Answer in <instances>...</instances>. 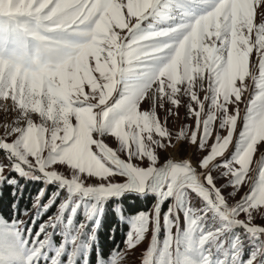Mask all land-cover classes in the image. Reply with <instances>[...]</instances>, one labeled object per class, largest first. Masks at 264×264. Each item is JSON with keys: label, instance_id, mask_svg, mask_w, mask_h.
I'll use <instances>...</instances> for the list:
<instances>
[{"label": "snow or ice", "instance_id": "6c2138e0", "mask_svg": "<svg viewBox=\"0 0 264 264\" xmlns=\"http://www.w3.org/2000/svg\"><path fill=\"white\" fill-rule=\"evenodd\" d=\"M197 88L207 93L203 100ZM181 93L196 130L175 139L205 154L194 153L195 163L161 162L158 150L175 145L157 109L178 106ZM0 102L14 114L0 124V151L16 160L12 168H39L102 195L142 193L163 177L162 193H194L202 201L198 217L244 229L264 255V226L253 224L254 212L264 215V0H0ZM217 121L226 134L216 132L209 150ZM145 158L146 167L133 163ZM6 167L0 164V180ZM218 176L229 199L247 191L230 204ZM191 223L201 228L196 218ZM219 232L202 234L201 245ZM202 259L210 264V253Z\"/></svg>", "mask_w": 264, "mask_h": 264}, {"label": "rangeland", "instance_id": "374dc122", "mask_svg": "<svg viewBox=\"0 0 264 264\" xmlns=\"http://www.w3.org/2000/svg\"><path fill=\"white\" fill-rule=\"evenodd\" d=\"M255 60L256 56L253 52L250 64ZM94 75L99 77V73H94ZM246 83L249 84V91H251L252 82L246 80ZM204 86L206 89L207 72H205ZM197 91L203 100L207 93L200 91L199 88ZM178 98L180 99L178 106L165 104V109H172L171 115L167 114L165 109H157V115L172 133L175 145L167 150L159 149V159L161 162L166 158L177 161L192 159L195 163L193 154L195 153L199 157L205 153L198 151L196 146L187 141L175 139L185 128L189 135L191 131L196 130L195 117L187 114L189 97L183 96L181 93L178 94ZM207 104L208 102L205 101V111H207ZM193 106L196 107L194 102ZM240 107L243 113L244 104H241ZM229 109L231 111L232 106H229ZM141 110H148V106L142 105ZM13 117L14 114H6L0 107V124L10 122ZM33 119L34 122L39 123V118L35 114ZM241 128L242 124L238 121L234 141ZM2 131L3 128L0 127V133ZM216 132L226 134L225 130L218 128V121L213 126V137L209 140V150L211 143L214 142ZM104 139L109 147L118 151L119 142L115 137L107 136ZM230 151H234L232 146H230ZM174 152L177 154L176 157L173 156ZM118 154L122 159H127L125 153L118 152ZM15 163L16 160L11 155L0 151V164L8 165L5 168L3 179L0 180V196L3 193L4 185L18 187L21 196L24 190L23 185L26 183V180L22 181V179L25 178L46 180L50 184L64 187V192L60 193L59 190H56L52 195L44 198V191L41 190L37 195L28 199L27 205L23 203L21 206H17L15 203L10 218L5 217L3 211L0 210V264H89V242L93 237L94 227L99 223L101 206L96 202L95 204L89 202L88 205L86 199L107 200L125 194V192L141 193L124 189L110 195L85 193L68 183L48 177L39 168L29 166L23 171L14 169L11 165ZM133 163L141 167H146L148 164L146 158L142 161L133 160ZM57 170L61 171L62 176L64 173L70 175V172H66V166H57ZM250 175L255 176L256 173H250ZM96 179L95 177L90 178L85 183H92ZM125 179L118 176L114 178L115 182H124ZM217 180L218 186L222 187L230 204L247 191L245 186L237 197L229 199L228 191L230 189L226 188V179L218 176ZM162 183L163 177L154 178L148 188L142 192L155 194L156 204L151 211L140 212L127 220L129 230L123 248L119 252L113 253L107 260H95L93 264H121V262L123 264H143V258L146 259L147 264H204L202 259L204 253H210V264H243L244 261L249 260L250 255L259 257L256 264H264V255L256 251V248L253 247L255 242L250 241L244 229L232 226L224 230L220 221L215 218L198 217L197 210L202 207V201L198 196L194 193L176 190H173V195L168 196L160 191ZM68 195L76 197L68 199ZM165 202H167V207L161 213L159 207ZM78 213L82 214V219L76 220ZM253 216V224L264 226V215L254 212ZM172 217H175V225H173ZM193 218H196L201 224L199 230L192 225ZM214 228L220 229L219 235L214 234L204 245H201L202 234L212 232ZM133 244L135 247H132Z\"/></svg>", "mask_w": 264, "mask_h": 264}, {"label": "trees", "instance_id": "16d2710c", "mask_svg": "<svg viewBox=\"0 0 264 264\" xmlns=\"http://www.w3.org/2000/svg\"><path fill=\"white\" fill-rule=\"evenodd\" d=\"M23 180H26V183L23 185L24 190L21 196L18 187L6 185L2 187L0 210L3 211L7 218H10L9 216L13 212L15 203H17V206H21L23 203L27 205L28 199L37 195L41 190L44 191V198L49 197L56 190H59L60 193L64 192V187L50 184L46 180H32L31 178ZM73 197L76 196L68 195V199ZM155 197V194L153 195L149 192L140 194L125 192V194L114 196L107 200L95 201L86 199L88 200V205L89 202L92 204L96 202L101 206V217L99 223L94 227L93 237L89 242V264H93L95 260L99 259L107 260L113 253L119 252L123 248L124 240L129 230L127 220L140 214V212L151 211L156 203ZM166 201L168 202V200ZM167 202L160 205L159 212L162 213L164 211L165 207H167ZM78 218L82 219L81 213H78L76 220ZM85 239L87 238L85 237Z\"/></svg>", "mask_w": 264, "mask_h": 264}, {"label": "bare ground", "instance_id": "6f19581e", "mask_svg": "<svg viewBox=\"0 0 264 264\" xmlns=\"http://www.w3.org/2000/svg\"><path fill=\"white\" fill-rule=\"evenodd\" d=\"M173 156H174V157H176V156H177L176 152H174V153H173Z\"/></svg>", "mask_w": 264, "mask_h": 264}]
</instances>
